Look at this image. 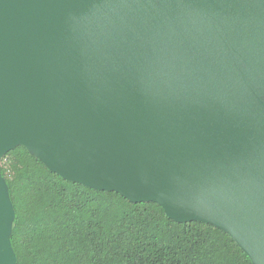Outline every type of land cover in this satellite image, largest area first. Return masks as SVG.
Returning <instances> with one entry per match:
<instances>
[{"label":"water","instance_id":"95a60500","mask_svg":"<svg viewBox=\"0 0 264 264\" xmlns=\"http://www.w3.org/2000/svg\"><path fill=\"white\" fill-rule=\"evenodd\" d=\"M227 232L264 264V0H0V159ZM0 174V264H15Z\"/></svg>","mask_w":264,"mask_h":264},{"label":"trees","instance_id":"16d2710c","mask_svg":"<svg viewBox=\"0 0 264 264\" xmlns=\"http://www.w3.org/2000/svg\"><path fill=\"white\" fill-rule=\"evenodd\" d=\"M0 174L15 210V264H253L224 230L66 180L24 145L4 154Z\"/></svg>","mask_w":264,"mask_h":264}]
</instances>
